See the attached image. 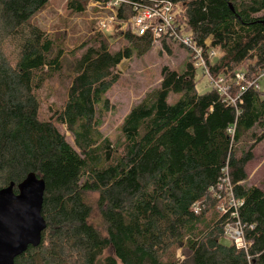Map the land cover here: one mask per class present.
<instances>
[{"label": "trees", "instance_id": "16d2710c", "mask_svg": "<svg viewBox=\"0 0 264 264\" xmlns=\"http://www.w3.org/2000/svg\"><path fill=\"white\" fill-rule=\"evenodd\" d=\"M163 1L181 6L180 24L205 51L220 49L208 68L224 79L235 104L211 86L198 92L189 55L185 72L163 68L161 83L131 109L122 142L114 145L99 132V114L109 109L119 65L147 55L152 37L127 34L126 48L112 52L98 33L70 52L74 74L55 117L73 146L39 118V92L62 74L66 57L31 24L51 0H0V189L14 184L17 194L31 173L46 184L41 245L16 264H264V190L246 184L253 153L241 150L262 126L264 83L242 94L233 86L238 72L248 82L264 74V0ZM85 7L86 0L68 2L73 13ZM122 12L134 15L129 6ZM226 170L243 202L247 250L229 240L226 226L234 220L221 213L212 192ZM90 196H97L103 231L91 224ZM201 201L205 207L196 215L193 205ZM179 250L184 261L176 259Z\"/></svg>", "mask_w": 264, "mask_h": 264}, {"label": "rangeland", "instance_id": "374dc122", "mask_svg": "<svg viewBox=\"0 0 264 264\" xmlns=\"http://www.w3.org/2000/svg\"><path fill=\"white\" fill-rule=\"evenodd\" d=\"M69 1L51 0L48 6L32 19L31 24L41 29L55 41L57 46L66 51L62 74L49 80L39 92L41 102L39 118L41 121L54 123L68 142L75 146L74 139L67 127L60 126L55 119L66 104L74 74L75 57L70 52L79 48L98 33L102 34L109 42L112 52L123 50L127 46L125 40L127 33L112 36L108 32L99 31L98 21L90 15L91 13L86 9L81 14L73 13L68 9ZM166 47L170 52L166 50ZM80 54L81 52H78L77 56ZM190 62L191 59L186 49L170 43L163 47L152 45V50L147 55L133 58L131 62L124 60L116 72L120 76L119 81L106 97L109 100V109L99 114L101 124L99 132L114 145H120L123 120L150 90L159 86L162 81L163 68L167 67L182 73L185 72L186 65ZM196 85L200 94L205 93L210 86L209 80L203 77L202 71L199 70ZM261 125L255 128L249 138L244 139L241 150L253 153V160L247 166L248 180L246 184L264 190V120ZM77 152L82 155L80 150ZM89 200L93 205L91 224L99 231H103L105 225L98 210L97 196H90ZM176 259L177 261L185 260L182 250L178 251Z\"/></svg>", "mask_w": 264, "mask_h": 264}, {"label": "built area", "instance_id": "2783aa9c", "mask_svg": "<svg viewBox=\"0 0 264 264\" xmlns=\"http://www.w3.org/2000/svg\"><path fill=\"white\" fill-rule=\"evenodd\" d=\"M124 5L132 8L134 12L132 17H128L126 12L121 13ZM85 9L98 21V29L103 33L108 32L112 36L127 33L139 38L150 34L152 45L156 47L170 43L186 49L193 57L194 69L202 71L203 76L209 80L211 88L216 89L224 98L235 104L224 79H215L208 68V61L213 62L221 57L220 49L210 50L211 39H209L205 42L209 50L205 51L203 46L198 45L193 37L184 31L178 20L181 12L179 4L163 0H86ZM233 82V86L240 94L251 87L262 90L264 74L259 79L248 82L245 73L238 72ZM228 172L226 170V177L212 192H215V196L221 201L219 207L221 213L229 215L234 220L227 224L226 235L237 249L247 250L243 226L239 221V210L243 202L235 197ZM204 207L202 201L197 202L193 205V212L199 215Z\"/></svg>", "mask_w": 264, "mask_h": 264}, {"label": "water", "instance_id": "95a60500", "mask_svg": "<svg viewBox=\"0 0 264 264\" xmlns=\"http://www.w3.org/2000/svg\"><path fill=\"white\" fill-rule=\"evenodd\" d=\"M17 190L14 184L0 189V264H16L29 248L39 247L47 228L42 216L45 181L31 173Z\"/></svg>", "mask_w": 264, "mask_h": 264}]
</instances>
